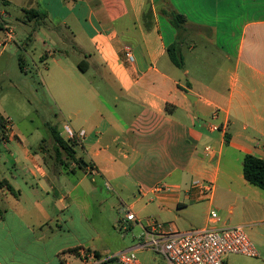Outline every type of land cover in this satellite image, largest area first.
<instances>
[{
  "label": "crops",
  "instance_id": "0c3cea01",
  "mask_svg": "<svg viewBox=\"0 0 264 264\" xmlns=\"http://www.w3.org/2000/svg\"><path fill=\"white\" fill-rule=\"evenodd\" d=\"M167 1L187 18L183 69L168 52L178 31L161 13L163 0L27 2L24 11L46 13L29 40L49 30L65 47L62 55L79 57L70 65L53 51L41 57L53 56L50 68H37L45 80L58 70L60 80L53 75L46 84L67 123L86 132L74 145L86 167L55 165L54 151H35L39 145L5 124L0 165L15 172L12 179L1 168L0 174L17 193L0 189V264H112L109 242L91 215L96 200L102 215L131 209L137 221L124 218L122 224L136 222L143 231L154 218L182 232L242 225L264 240L258 231L264 230V190L243 173L246 154L264 158V0ZM149 5L151 29L143 20ZM92 68L94 82L87 75ZM229 149L236 160L243 155L242 170L222 175ZM62 173L72 176L69 187L59 188ZM204 184L212 186L209 194ZM146 207L149 217L142 214ZM215 208L222 214L211 219ZM258 247L259 255L250 258L264 264V241ZM229 256L228 263L237 264Z\"/></svg>",
  "mask_w": 264,
  "mask_h": 264
},
{
  "label": "rangeland",
  "instance_id": "374dc122",
  "mask_svg": "<svg viewBox=\"0 0 264 264\" xmlns=\"http://www.w3.org/2000/svg\"><path fill=\"white\" fill-rule=\"evenodd\" d=\"M33 0H0V24L3 26L8 24L12 27L14 38L9 45H7L5 56L0 61V115L4 118L8 117L7 129L14 133V129L20 134H23L25 142L29 145L38 146L43 139L49 140L51 138L50 126H55L61 133H64V126L68 122L67 116L62 115V112L58 106V100L55 99L50 89L48 88L46 81L50 82L58 74L57 68H53L48 80H45L41 73H38L40 67L47 71L45 67L50 68L52 65L53 56L49 55L45 60H41L43 55L55 51L56 56L62 59L66 63L76 62L79 57L76 55H62L59 50L65 48L59 42L54 41L55 37L49 30L39 29L36 31L34 39L30 41V34L33 31V26L36 21H28L24 8L27 7V2ZM26 6V7H25ZM4 36V33L0 29V39ZM30 37V38H29ZM54 39V40H53ZM68 46V44H67ZM0 49H2L0 47ZM68 49V47H67ZM20 55H24L27 63V72L21 71L19 65ZM71 61V62H70ZM71 65V64H70ZM55 75V76H53ZM89 79L95 80L94 68H92L88 74ZM57 81L60 77L56 76ZM99 87L102 85L97 84ZM62 87V84L57 85ZM48 143V141L46 142ZM49 145V144H48ZM0 149L3 151L1 141ZM51 150V148H50ZM231 150H227L222 164V175L232 172L235 174L240 173L242 170L243 155H240V159L236 160L235 156H231ZM12 166L4 167L1 163L0 168L3 176L12 179L11 172H15L11 169ZM61 167V166H60ZM13 168V167H12ZM62 168V167H61ZM61 171L63 169H60ZM72 176L66 173L60 174L59 188L68 184ZM106 192L105 188L103 187ZM107 193V192H106ZM113 200L119 202V198L114 197L107 193ZM94 199H100L99 196ZM127 204L134 200L133 196L126 199ZM100 204L93 203L92 218L97 221V225L101 232V236L106 239L110 253L108 257H111L118 250H125L132 246L137 237L142 233V227L136 222H124L126 212L117 210H108L104 215L101 213ZM127 209V208H126ZM135 210V209H134ZM218 215L222 212L215 208ZM136 211V210H135ZM228 210H226L227 212ZM145 217L152 215V212L148 207L142 211ZM226 214V213H224ZM122 221V222H121ZM123 226H128L126 229ZM258 231L264 236V230L258 228ZM249 237L253 241L255 247L259 251V243L264 241L260 239L259 234L254 239L253 235L248 233ZM136 238V239H135ZM137 256L143 261L144 264H167L166 258L161 254L153 250H142L137 252ZM230 260L236 261L237 264H253L255 260L249 256L244 255H231ZM112 264H116L114 261Z\"/></svg>",
  "mask_w": 264,
  "mask_h": 264
},
{
  "label": "built area",
  "instance_id": "2783aa9c",
  "mask_svg": "<svg viewBox=\"0 0 264 264\" xmlns=\"http://www.w3.org/2000/svg\"><path fill=\"white\" fill-rule=\"evenodd\" d=\"M4 36L0 39V47L5 48L14 38L13 29L5 24L3 27ZM127 56L133 58L130 50ZM217 114H214L216 118ZM213 130H219L220 125H211ZM64 130L70 139L85 137V130L75 131L68 123ZM206 152L212 149L206 147ZM205 194L212 191V186L204 184ZM125 220L137 221L136 214L131 209H126ZM219 217L215 210L210 212L211 219ZM142 250H153L161 253L169 264H229V255H244L257 257L259 251L249 237L242 225L225 226L223 228L194 229L189 232H182L174 228L172 224L160 222L157 219H150L149 225L144 228L139 241L131 248L118 251L110 258L117 264H144L137 256ZM94 259V254L91 255Z\"/></svg>",
  "mask_w": 264,
  "mask_h": 264
},
{
  "label": "trees",
  "instance_id": "16d2710c",
  "mask_svg": "<svg viewBox=\"0 0 264 264\" xmlns=\"http://www.w3.org/2000/svg\"><path fill=\"white\" fill-rule=\"evenodd\" d=\"M163 8L161 9V13L168 17L170 23L172 26L175 27V29L178 31V40L172 44L168 48L169 55L171 57V60L175 65H177L179 68H184V58L182 54V33L185 32L187 29V18L185 15L179 13L177 10L170 7L169 2L167 0H163ZM26 18L28 21L35 20V25H42L45 22V12H41L39 9L36 8H29L25 9ZM151 18H154V11L151 5L145 9V12L143 14V20L145 23V27L147 29H151L153 26V20L151 21ZM3 26L0 24V28ZM24 57L23 55H20L19 58V65L21 68V71H24V63H23ZM79 66H81L79 64ZM5 124L6 119L0 115V131H5ZM51 129V140L55 142V147L51 148L48 145L47 140L44 139L37 148L34 150H42V149H49L50 151H54L51 154L53 155L55 159V165H59L63 167L64 169H68L71 165V163L75 162L78 167L81 169L84 168V166L80 163V159L76 157V151L74 149L75 145V139H70L67 136H64L56 128L55 126H50ZM243 173L245 179L250 182L251 184L260 187L264 190V158L258 157L254 154H246L243 161ZM0 189H7L13 193H17L15 189L12 187V185L4 179L0 174ZM0 214H3V210L0 209ZM78 248L73 249V251H78ZM89 252V251H87ZM96 255V252H94ZM98 256V255H96ZM107 261H114V259L109 258ZM115 262V261H114Z\"/></svg>",
  "mask_w": 264,
  "mask_h": 264
},
{
  "label": "water",
  "instance_id": "95a60500",
  "mask_svg": "<svg viewBox=\"0 0 264 264\" xmlns=\"http://www.w3.org/2000/svg\"><path fill=\"white\" fill-rule=\"evenodd\" d=\"M81 164L84 166V167H86V163H85V161H81Z\"/></svg>",
  "mask_w": 264,
  "mask_h": 264
}]
</instances>
